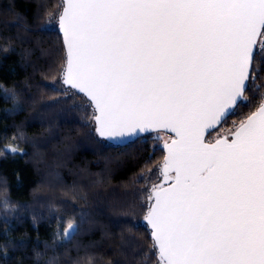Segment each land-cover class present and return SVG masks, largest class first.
<instances>
[{"label":"snow or ice","instance_id":"6c2138e0","mask_svg":"<svg viewBox=\"0 0 264 264\" xmlns=\"http://www.w3.org/2000/svg\"><path fill=\"white\" fill-rule=\"evenodd\" d=\"M59 23L63 82L101 136L175 133L147 215L158 264H264V103L230 140L204 139L255 78L264 0H62Z\"/></svg>","mask_w":264,"mask_h":264},{"label":"trees","instance_id":"16d2710c","mask_svg":"<svg viewBox=\"0 0 264 264\" xmlns=\"http://www.w3.org/2000/svg\"><path fill=\"white\" fill-rule=\"evenodd\" d=\"M61 11L62 0H0V264H158L145 218L164 144L97 135L92 105L63 82ZM261 40L255 78L207 141L229 139L262 104Z\"/></svg>","mask_w":264,"mask_h":264},{"label":"water","instance_id":"95a60500","mask_svg":"<svg viewBox=\"0 0 264 264\" xmlns=\"http://www.w3.org/2000/svg\"><path fill=\"white\" fill-rule=\"evenodd\" d=\"M60 15H62V11H61V14ZM58 29H59V32H60V35H61V38H62V41H63V46H64V50H65V54H66V65H65V70H64V72H63V81H64V75H65V72H66V68H67V46H66V44H65V41H64V33H63V30L61 29V27H60V23H59V19H58ZM258 40H259V37L257 38V43H258ZM257 46V45H256ZM68 86V85H67ZM74 90V89H73ZM76 92H78V90H75ZM80 94H82L89 102H90V104L92 105V107H93V109L95 110V105L90 101V99L84 94V93H80ZM243 99V97H241V100ZM262 103H264V98H263V102ZM236 107V105L234 106V108ZM258 110V109H257ZM256 110V111H257ZM233 110H231L230 111V113L232 112ZM255 112V111H254ZM99 113L98 112H96V110H95V116L96 115H98ZM229 115V114H228ZM227 115V116H228ZM248 118V117H247ZM246 118V119H247ZM245 119V120H246ZM225 119H222V122L224 121ZM221 122V123H222ZM94 123H95V131H96V133H97V135L101 138V139H103V140H105V141H107V142H109V143H111V144H115V145H125V144H127V143H129V142H131V141H133V140H135V139H137L138 137H140V136H142V135H145V134H147V133H158V132H161V133H164V134H168V135H170L173 139H176V136H175V133L174 132H171L170 130H167V129H155V130H153V129H149L148 131H146V132H141V131H139V130H136V131H130V132H125L123 135H115V136H107V135H105V136H101L100 135V133L97 131V128L99 127V125L97 124V122H96V120H95V117H94ZM220 123V124H221ZM220 124H218V125H216L214 128H212V129H207L206 131H205V137H204V139H205V143H214L216 140H213V141H211V142H207L206 141V138H207V135L210 133V132H212L213 130H215ZM234 132V131H233ZM225 137V136H224ZM224 137H221V138H224ZM172 139V140H173ZM220 139V138H219ZM231 139V135H230V137H229V140ZM171 140V141H172ZM171 141H169V142H167V143H171ZM164 151H165V156L167 155V149L165 148V145H164ZM164 165V164H163ZM161 173H162V175L164 176V172H163V166L161 167ZM171 176H174V173H171L170 174ZM167 187H169V185H166V186H164V187H161V188H167ZM155 201H154V199L152 198V203H151V205L154 203ZM150 208H151V206H150ZM149 211H150V209H149ZM148 211V212H149ZM147 215H148V213H147ZM147 215H146V218H145V222L147 223V225H148V227H149V229H150V231H151V236H152V239H153V241H154V237H153V234H152V228H151V225L148 223V220H147ZM157 249V252H158V255H159V251H158V248H156Z\"/></svg>","mask_w":264,"mask_h":264},{"label":"rangeland","instance_id":"374dc122","mask_svg":"<svg viewBox=\"0 0 264 264\" xmlns=\"http://www.w3.org/2000/svg\"><path fill=\"white\" fill-rule=\"evenodd\" d=\"M156 137H159V138H160L161 144H166L167 142L171 141V137L168 136V135H166V134H163V133H157V136H156ZM35 155H36V154H35ZM34 157H36V156H34ZM162 166H163V165H162ZM162 166H161V167H162ZM161 174H162V173H161ZM46 181H47V180H45V182H46ZM77 183H78V185H80V184H81V181H80V180H77ZM169 183H171V180L166 181V180H165V177H163L162 180H161V184L156 185L155 188H156L157 186H159V187H164V186H166V185H169ZM155 188H154L153 190H151V194H152V192L155 190Z\"/></svg>","mask_w":264,"mask_h":264},{"label":"flooded vegetation","instance_id":"af4514ba","mask_svg":"<svg viewBox=\"0 0 264 264\" xmlns=\"http://www.w3.org/2000/svg\"><path fill=\"white\" fill-rule=\"evenodd\" d=\"M173 138L171 137V140H172ZM170 184V183H169Z\"/></svg>","mask_w":264,"mask_h":264}]
</instances>
